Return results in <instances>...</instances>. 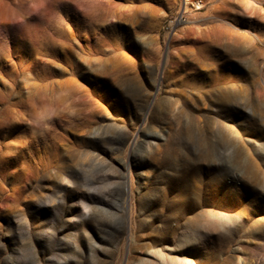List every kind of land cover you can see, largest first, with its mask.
<instances>
[{
    "label": "rangeland",
    "instance_id": "374dc122",
    "mask_svg": "<svg viewBox=\"0 0 264 264\" xmlns=\"http://www.w3.org/2000/svg\"><path fill=\"white\" fill-rule=\"evenodd\" d=\"M0 264H264V0H0Z\"/></svg>",
    "mask_w": 264,
    "mask_h": 264
},
{
    "label": "bare ground",
    "instance_id": "6f19581e",
    "mask_svg": "<svg viewBox=\"0 0 264 264\" xmlns=\"http://www.w3.org/2000/svg\"><path fill=\"white\" fill-rule=\"evenodd\" d=\"M189 4H190V3H189ZM189 4H188V5H189ZM194 4H195V5H199V3H198V2H196V1H195V3H194ZM188 5H187V6H188ZM190 5H192V3H191ZM195 5H193V6L195 7ZM197 7H199V6H197ZM186 8H188V7H186Z\"/></svg>",
    "mask_w": 264,
    "mask_h": 264
}]
</instances>
